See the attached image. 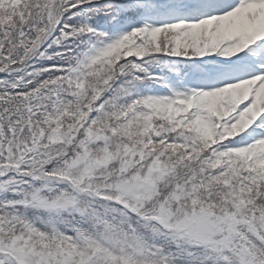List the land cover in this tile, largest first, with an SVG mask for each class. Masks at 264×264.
<instances>
[{
	"label": "snow or ice",
	"instance_id": "1",
	"mask_svg": "<svg viewBox=\"0 0 264 264\" xmlns=\"http://www.w3.org/2000/svg\"><path fill=\"white\" fill-rule=\"evenodd\" d=\"M0 264H264V0H0Z\"/></svg>",
	"mask_w": 264,
	"mask_h": 264
}]
</instances>
